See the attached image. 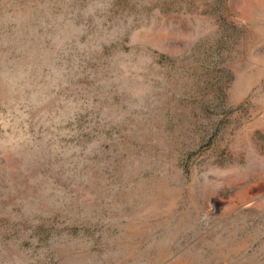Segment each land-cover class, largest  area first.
<instances>
[{"label":"rangeland","instance_id":"rangeland-1","mask_svg":"<svg viewBox=\"0 0 264 264\" xmlns=\"http://www.w3.org/2000/svg\"><path fill=\"white\" fill-rule=\"evenodd\" d=\"M0 264H264V0H0Z\"/></svg>","mask_w":264,"mask_h":264}]
</instances>
